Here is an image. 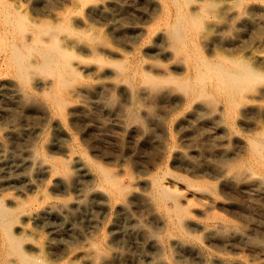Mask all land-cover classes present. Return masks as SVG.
Returning <instances> with one entry per match:
<instances>
[{"label":"bare ground","instance_id":"6f19581e","mask_svg":"<svg viewBox=\"0 0 264 264\" xmlns=\"http://www.w3.org/2000/svg\"><path fill=\"white\" fill-rule=\"evenodd\" d=\"M257 10L264 11L257 0H0V99L8 93L18 103L33 98L31 108L40 112L44 127L52 126L50 144L62 153L49 154L45 128L33 126L25 128L32 136L24 156L8 160L7 142L19 131L7 121L2 127L0 264H117L118 248L131 235L157 248L165 239L177 247L188 245L184 226L189 200L177 184L185 183L202 211L215 213L224 203L212 196L213 184L171 170L151 172L142 164L123 171L109 167L86 151L69 126L70 115L86 106L81 96L91 93L100 111L143 125L145 107L160 104L167 117L181 107L180 123L202 112L230 128L248 123L264 112V52H257L255 44L264 27L254 24ZM90 70L95 81L87 86L83 72ZM103 94L119 97L120 104L112 108L103 102ZM153 114L162 119V114ZM144 134L150 159L158 158L153 159L156 165L170 159L198 172V178L211 172L219 180L223 167L249 169L264 179L263 127L239 136L246 155L222 165L203 156L195 162L168 134L159 138L153 127H144ZM86 178L106 214L129 217L132 204L145 206L157 221L154 228L146 230L132 217L129 225L119 226L113 218L107 231L93 227L95 232L77 248L59 237L52 249L55 236L46 241L42 230L46 218L60 222L82 201L78 196L60 201L46 192V184L54 180L63 189L72 184L83 191L80 180ZM74 233L66 234L69 241L76 238ZM188 246L203 264H252L228 262L199 243ZM156 254L149 256L151 264H172Z\"/></svg>","mask_w":264,"mask_h":264},{"label":"rangeland","instance_id":"374dc122","mask_svg":"<svg viewBox=\"0 0 264 264\" xmlns=\"http://www.w3.org/2000/svg\"><path fill=\"white\" fill-rule=\"evenodd\" d=\"M257 1L260 4L264 3V0ZM49 2L60 4V0H46V3ZM86 12H88L87 8ZM105 14L108 13L105 12ZM78 15L80 14L76 16ZM254 24L261 28L264 27V11L257 10L255 12ZM255 44L257 52L263 53V32L257 33ZM90 71L83 72V82L88 84L87 86H91L95 81L94 71ZM81 98L86 101V106L73 116L70 115L73 122L69 126L79 136L80 142L93 158L118 171L131 168V166L133 168L134 164H142L151 172L163 174L165 171L171 170L185 177L196 180L204 179L213 184L214 194L212 196L219 203H224V207L213 209L215 213L202 211L200 201L193 198L187 190L185 191V183L177 184L180 189H183L184 198L189 200L186 203H188L187 208L190 213L185 217L184 226L188 233L187 239H185L188 245L199 243L206 251L214 252L228 262L241 259L252 264H264V179L257 174L250 173L249 169L236 172L223 167L224 171L220 174L221 179L219 180L211 172L198 178V172L184 168L176 162L173 163L170 159L163 160L162 163L156 165L153 163V159L157 162L158 158L152 156L153 158L150 159L152 149L144 134V127H153L155 133L159 134V138L160 135L164 138L168 134V137L178 144L179 149L187 150L185 152L189 153L195 162H200L201 158L199 157L203 156L207 160L210 159L212 162L222 165L227 161L236 162L246 155L240 149L239 136L258 130L260 127L264 128V112L252 116L248 123L237 124L230 128L226 125H219L212 120L209 113L206 114L207 112L190 116L188 120L180 123L178 119L182 118L179 116L184 111L181 107L175 109L174 113L167 117L163 114V106L160 104L145 107L144 114L147 119L144 121L146 124L143 125L139 121L123 119L121 116L116 118L115 115L111 116L100 111L97 100L91 93H84ZM116 99L121 102L119 97L110 98L103 94V102L113 106L112 108H116L120 104ZM31 100L18 103L9 93L4 99H0V133L4 131L2 127L5 126L6 121L14 124L13 126L19 131L15 140L11 139L7 142L9 150L6 153V158L8 160L24 156V147L32 136L25 128L44 127L41 124L40 112L31 108L29 104ZM154 112L162 114V119L157 120ZM184 114L189 115L188 113ZM4 118L8 119L4 120ZM148 119L152 122H149ZM155 119L157 121H154ZM44 128L42 136L46 142V151L49 154L61 155V151L55 145L50 144V139L54 136L52 126L46 125ZM164 128L166 131L164 130L163 133ZM6 166L8 170L11 169L10 164H6ZM90 182L87 178L80 180L83 191L76 189L72 184L69 188L63 189L54 180L46 184V192L60 201L70 202L75 196H78L82 201L80 207L72 210V213L67 217L64 216L60 222L54 218H46V229L42 230L46 241L55 236L52 249H55L60 242L59 237H62L61 243L77 248L95 232L93 227H103L107 231L113 218L119 226L129 225L131 219L134 218L144 224L146 230L151 231L154 228L156 219L145 206H133L132 204V214L129 217L106 214L100 207V197L94 193V187ZM4 188L15 190L11 186H4ZM205 225H209L211 228L206 227L205 229ZM71 230L76 231L73 234L76 238L69 241L66 234ZM52 231L59 232V235L51 233ZM188 245L177 247L165 239L164 245L157 248L155 244L145 242L142 236L131 235L130 239L126 238L125 243L120 244L118 248L121 252L119 259L121 262L117 264H151L149 256L155 252L156 255L168 259L172 264H203V261L195 256Z\"/></svg>","mask_w":264,"mask_h":264}]
</instances>
